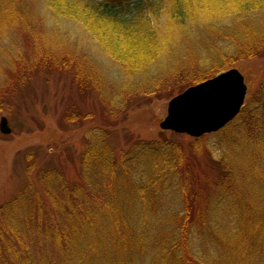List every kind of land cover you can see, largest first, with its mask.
I'll return each instance as SVG.
<instances>
[{"label": "trees", "instance_id": "trees-1", "mask_svg": "<svg viewBox=\"0 0 264 264\" xmlns=\"http://www.w3.org/2000/svg\"><path fill=\"white\" fill-rule=\"evenodd\" d=\"M72 24L117 74L77 51ZM263 56L264 0H0V111L29 114L31 132L30 109L52 97L59 127L85 130L79 154L33 146L18 160L0 264H264V78L218 132L122 127Z\"/></svg>", "mask_w": 264, "mask_h": 264}, {"label": "rangeland", "instance_id": "rangeland-1", "mask_svg": "<svg viewBox=\"0 0 264 264\" xmlns=\"http://www.w3.org/2000/svg\"><path fill=\"white\" fill-rule=\"evenodd\" d=\"M68 30L71 32V35H69L70 41L74 46H77L79 53L87 55L88 60L97 64L105 63L109 72L116 73L115 69L103 57L104 53L99 50L98 43L94 38L83 33L82 28L77 24H75V27L72 24L71 30ZM234 68L239 70L245 78V83L248 87L246 98L248 99L264 78V56L242 61L236 64ZM3 74L4 72L0 66V76ZM47 102L48 106H46V109L40 104L32 107L34 109H30L41 121V128L38 127V130L34 128L31 132L20 126L22 122L25 123V117L29 114L26 113L23 116L16 113L18 117H16V121H13L11 114L7 110L0 111V119L3 116L7 117L9 126L12 129L10 135H3L0 132V203L7 201L15 192L22 188L24 175L22 172L17 173L15 168H17L18 160H20V157L27 149L33 146H40L62 151L67 147H72L79 154L82 148L81 139L85 130L63 131L53 115L54 100L51 97ZM168 103L169 100L152 98L151 103L147 106L129 112L128 120L122 126L123 129L146 140L159 138L161 134L170 136V131H163L160 127L161 122L167 116ZM122 127L121 131L118 132L121 135L123 133ZM187 138L188 141L193 139L189 136ZM116 139L118 140V138ZM212 139L214 140V137Z\"/></svg>", "mask_w": 264, "mask_h": 264}, {"label": "water", "instance_id": "water-1", "mask_svg": "<svg viewBox=\"0 0 264 264\" xmlns=\"http://www.w3.org/2000/svg\"><path fill=\"white\" fill-rule=\"evenodd\" d=\"M247 91L242 73L236 68L230 69L173 97L160 127L163 131L193 138L218 132L238 116ZM0 132L12 133L5 116L0 119Z\"/></svg>", "mask_w": 264, "mask_h": 264}]
</instances>
